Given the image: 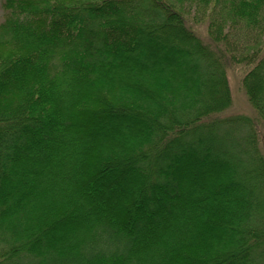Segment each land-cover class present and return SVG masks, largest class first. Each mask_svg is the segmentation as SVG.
<instances>
[{
    "label": "trees",
    "instance_id": "obj_1",
    "mask_svg": "<svg viewBox=\"0 0 264 264\" xmlns=\"http://www.w3.org/2000/svg\"><path fill=\"white\" fill-rule=\"evenodd\" d=\"M1 8L0 264H264V0Z\"/></svg>",
    "mask_w": 264,
    "mask_h": 264
},
{
    "label": "rangeland",
    "instance_id": "obj_2",
    "mask_svg": "<svg viewBox=\"0 0 264 264\" xmlns=\"http://www.w3.org/2000/svg\"><path fill=\"white\" fill-rule=\"evenodd\" d=\"M2 17H3V10L1 8V0H0V21L2 20ZM199 30L202 34L204 33L203 27H200ZM153 39L155 38L152 37V41L154 42ZM245 71H246V67L242 66L241 64H236L231 62L226 63V76L230 89L231 103L226 109H224V111H221L219 115L227 116L234 114H242L247 117H250L253 120V130L256 131V136H257L256 145L259 148L260 152L264 155V120L258 117L257 112L249 103L247 96L244 92V89L242 87L241 78ZM111 172L112 175H114V172L113 171ZM107 179L108 176L103 180L105 181ZM113 195L115 196V192H112V200H114Z\"/></svg>",
    "mask_w": 264,
    "mask_h": 264
}]
</instances>
